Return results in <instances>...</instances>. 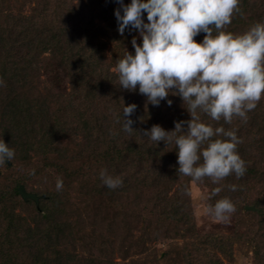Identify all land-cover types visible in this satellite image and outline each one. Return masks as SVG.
I'll use <instances>...</instances> for the list:
<instances>
[{
  "label": "trees",
  "instance_id": "16d2710c",
  "mask_svg": "<svg viewBox=\"0 0 264 264\" xmlns=\"http://www.w3.org/2000/svg\"><path fill=\"white\" fill-rule=\"evenodd\" d=\"M75 1L0 0V138L15 150L12 162L0 164L8 173L0 172V264H231L235 243L264 264V94L246 120L198 112L213 128L236 131L246 170L216 184L193 181L176 171L174 143L164 148L143 137L153 124L172 130L174 120L189 119L181 100L170 95L171 106L153 107L120 88L112 69L132 48L127 32L116 30L118 5ZM239 8L226 31L239 34L264 19V0H240ZM131 103L134 131L126 133L122 108ZM101 168L122 184L104 187ZM191 183L207 189L208 205L232 201L235 239L197 233ZM21 186L38 205L21 198ZM162 240L171 244L157 253L152 245Z\"/></svg>",
  "mask_w": 264,
  "mask_h": 264
},
{
  "label": "clouds",
  "instance_id": "9594fccd",
  "mask_svg": "<svg viewBox=\"0 0 264 264\" xmlns=\"http://www.w3.org/2000/svg\"><path fill=\"white\" fill-rule=\"evenodd\" d=\"M240 0H114L113 15L120 36L127 32L132 51L125 48L115 59L120 88L146 97V105L161 102L171 106L168 97H179L189 119L174 120V128L159 124L143 130V137L164 148L176 146V171L199 181L203 177L218 183L229 174H244L245 162L236 151L241 142L234 129L213 128L201 121L198 112L212 120L233 117L247 119L264 94V19L253 22L246 31L234 34L225 28L240 13ZM203 33L197 42L194 37ZM2 83V81H0ZM186 105V107H185ZM137 105L122 108V130L133 132L131 116ZM213 137H216L213 139ZM220 137H223L220 138ZM15 150L0 138V164L13 160ZM34 170H29L31 174ZM99 179L108 189L122 184L120 175L99 170ZM63 186L57 177L55 188ZM235 190V185L228 186ZM212 189V195L220 192ZM217 220H227L234 211L228 197L207 206Z\"/></svg>",
  "mask_w": 264,
  "mask_h": 264
},
{
  "label": "rangeland",
  "instance_id": "374dc122",
  "mask_svg": "<svg viewBox=\"0 0 264 264\" xmlns=\"http://www.w3.org/2000/svg\"><path fill=\"white\" fill-rule=\"evenodd\" d=\"M74 3L76 4L77 0ZM96 23H99L98 20ZM42 74L45 78L46 76L51 79L56 78L54 75L55 73L49 70L43 71ZM0 172L3 175L8 174L5 172L4 167L0 168ZM189 197L192 213L191 218L193 219V224L196 227L198 234H218L224 237H231V239H235L237 237L238 218H236L234 211L228 215L227 220H217L211 216L207 211V206H209L207 204V189L200 184L191 183L189 185ZM182 243V240H176L177 245L182 246ZM170 244L171 242L169 240H162L159 243L153 244L152 246L156 249L157 253H162L167 250ZM232 247L233 260L231 264H255L253 262L252 254L249 252L246 246L235 243Z\"/></svg>",
  "mask_w": 264,
  "mask_h": 264
},
{
  "label": "water",
  "instance_id": "95a60500",
  "mask_svg": "<svg viewBox=\"0 0 264 264\" xmlns=\"http://www.w3.org/2000/svg\"><path fill=\"white\" fill-rule=\"evenodd\" d=\"M19 193H20V195H21V198H22L24 201L31 200V201H33L36 205H38L39 197H37V196L34 195V194L27 193V192L25 191V189H24L23 186H21V187L19 188ZM246 210H251V211H252V210H254V208H253V207H248V208H246Z\"/></svg>",
  "mask_w": 264,
  "mask_h": 264
}]
</instances>
